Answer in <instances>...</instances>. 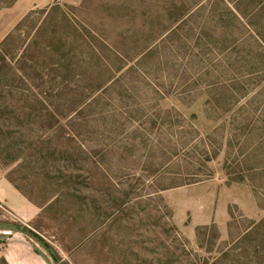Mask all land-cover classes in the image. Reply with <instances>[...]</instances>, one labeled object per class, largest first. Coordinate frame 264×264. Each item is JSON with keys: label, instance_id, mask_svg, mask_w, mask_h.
<instances>
[{"label": "rangeland", "instance_id": "obj_1", "mask_svg": "<svg viewBox=\"0 0 264 264\" xmlns=\"http://www.w3.org/2000/svg\"><path fill=\"white\" fill-rule=\"evenodd\" d=\"M35 1L0 40V264H264V0Z\"/></svg>", "mask_w": 264, "mask_h": 264}, {"label": "crops", "instance_id": "obj_2", "mask_svg": "<svg viewBox=\"0 0 264 264\" xmlns=\"http://www.w3.org/2000/svg\"><path fill=\"white\" fill-rule=\"evenodd\" d=\"M38 1V0H37ZM40 5L35 0H16V2L7 8L0 11V40L4 38L14 26L17 24L19 19L27 12L30 8ZM16 260V256L12 257L8 253H0V261H13Z\"/></svg>", "mask_w": 264, "mask_h": 264}]
</instances>
